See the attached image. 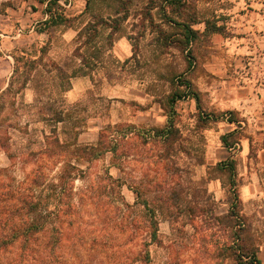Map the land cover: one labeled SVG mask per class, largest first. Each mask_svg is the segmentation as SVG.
Segmentation results:
<instances>
[{"label": "rangeland", "instance_id": "374dc122", "mask_svg": "<svg viewBox=\"0 0 264 264\" xmlns=\"http://www.w3.org/2000/svg\"><path fill=\"white\" fill-rule=\"evenodd\" d=\"M60 2L72 17L86 6V0ZM144 4L132 5L124 33L114 43L112 53L121 61L133 53L128 35ZM195 4L201 17L216 16L227 29L211 36L190 69L180 50L160 48L148 35L141 40L139 62L125 64L120 78L108 82L74 77L64 93L66 101H46L44 95L38 101L31 86L18 89L24 74L13 73V54L18 47L43 45L48 40L47 34L34 30L44 18L45 5L37 0H0V105H4L0 133L12 143L8 152L0 150V198L8 197L7 189L16 193L32 189L39 196L48 195L46 204L57 212L55 225L61 236L54 254L46 252L40 258L39 253H32L24 259L21 245L16 244L0 264H144L140 257L151 242L152 228L146 208L138 203L137 189L152 206H163L157 212L159 241L148 245L149 264H237L233 254L222 255V247L234 243L230 227L203 231L190 222L187 213L174 220L178 213L174 204L204 201L205 187L216 201L215 212H228L229 178L214 167L231 154L237 159L236 182L243 212L252 223L264 264V0H195ZM102 5L103 0L96 2L97 9ZM88 17L83 14L75 23ZM195 27L203 30L204 23ZM60 36L65 42L56 40L48 57L59 60L72 52L77 31L68 28ZM179 74H186L200 92L202 110L234 112L243 132L232 150L224 146L222 135L236 124L200 121L196 99L184 98L175 104L181 136L170 154L163 156L161 147L131 133L127 145L121 147L127 154L121 168L119 159L107 153L79 164L80 170H74L68 182L72 192L67 189L60 199L50 194L64 167L77 161L67 152H45L44 135L52 127L49 119L61 116L62 107L71 106L63 113L65 119L86 122L79 127L80 144H96L108 123L138 129L162 126L167 115L160 101L177 89L174 77ZM72 126L68 128L74 129ZM57 127L62 130V124ZM36 173L44 176V184L32 183ZM158 183L160 190L151 187ZM172 196L174 202L163 203ZM51 223L48 227L54 225Z\"/></svg>", "mask_w": 264, "mask_h": 264}, {"label": "trees", "instance_id": "16d2710c", "mask_svg": "<svg viewBox=\"0 0 264 264\" xmlns=\"http://www.w3.org/2000/svg\"><path fill=\"white\" fill-rule=\"evenodd\" d=\"M37 1L45 5L44 18L37 22L34 30L38 34H47L49 38L43 45L32 43L29 46L18 47L17 52L13 54V73L24 74L18 89L23 90L28 85L31 86L38 101L43 99V95L46 101H66L64 93L70 89L74 77L90 76L92 79L98 77L100 81L108 82L120 78L122 71L125 70V64L139 62L141 40L148 35H151V40H155L160 48L173 47L180 50L190 69L197 62L201 47L210 42L211 36L216 33L223 34L227 29L226 23H219L220 19L216 16L201 17L195 0H103V5L99 9L96 8L98 0H86L84 11L74 17L67 13L66 7L60 0ZM139 1H145L146 4L141 7L137 20L133 23L134 31L128 35L132 42L133 53L121 61L114 56L112 49L116 39L124 33L123 24L131 16L132 5H139ZM83 14H88V19L76 24L75 22ZM199 23H204L203 30L195 27ZM68 28L77 31L72 52L65 54L59 60L48 57L56 40L65 42L60 34ZM174 82L178 86L177 89L160 101L167 115L164 125L138 129L130 125L118 123L112 126L108 123L100 130L96 144L77 142L79 127L85 126L86 122L81 119L70 123L63 113L70 110L71 106L62 107L59 111L61 116L49 119L52 127L50 133L44 135V150L48 155L67 152L77 163L64 167L59 177L60 182L50 188V194L60 199L67 189L72 192L73 189L69 187L68 182L73 178V171L80 170L79 164L101 158L107 153L111 152L119 159L117 165L121 168L124 156L127 155L121 147L127 145V137L131 133L142 138L146 143L161 147L163 156L170 154L171 149L172 151L175 149V142L181 136L176 121L178 112L175 104L184 98L196 99L198 109H201L200 121L208 123L227 120L231 124H236V128L222 135L224 146L232 150L236 143H239L238 135L243 132L242 125L234 119V112L207 113L202 110L200 92L186 74L176 75ZM2 96L3 93L0 94V99ZM3 106L1 104L0 108ZM59 124H62L61 131L57 127ZM69 124H72L74 129H69ZM61 135H64L65 139H61ZM11 145L9 136L0 133V150L8 152ZM214 169L227 174L229 178L228 212L222 214L215 212L216 201L205 187L204 201H189L184 206L174 204L178 209L175 211L178 213L174 220L178 221L180 215L187 213L190 222L194 224L196 222V226L203 231L216 226L223 230L230 227L234 243L222 247L224 258L233 254L237 264H262L258 255L260 244L255 237L248 215L243 212V203L237 189V159L231 154L226 160L218 162ZM31 181L42 185L44 176L36 173ZM151 187L159 189L161 185L158 183ZM174 191L177 193L176 190ZM135 192L138 203L146 208V216L152 228L151 242L147 243L146 251L140 257L144 264H149L148 245L159 241L157 212L163 206L160 203L152 206L151 201L143 197L139 189ZM5 194L8 195L7 198H0V261L16 244L21 245L24 259L32 253H39L40 258L45 257L43 254L46 252L54 254L61 236L60 228L55 225L57 212L49 210L46 204L48 195L39 196L32 189L18 190L17 193L7 189ZM169 200L175 201L172 196L163 203L169 204ZM56 205L58 206V203ZM51 222L54 225L48 227ZM46 236H48L47 240Z\"/></svg>", "mask_w": 264, "mask_h": 264}]
</instances>
